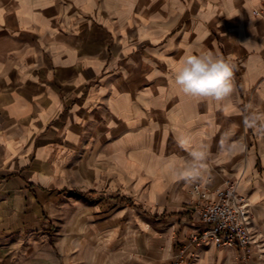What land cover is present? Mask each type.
<instances>
[{"label": "crops", "instance_id": "crops-1", "mask_svg": "<svg viewBox=\"0 0 264 264\" xmlns=\"http://www.w3.org/2000/svg\"><path fill=\"white\" fill-rule=\"evenodd\" d=\"M189 49L232 65L229 97L173 83ZM254 113L264 114V0H0V264H170L181 250L192 264H264L255 249L243 259L192 242L191 186L213 193L228 178L175 168L202 133ZM259 126L244 127L239 189L264 249ZM121 199L137 207L127 244Z\"/></svg>", "mask_w": 264, "mask_h": 264}, {"label": "built area", "instance_id": "built-area-1", "mask_svg": "<svg viewBox=\"0 0 264 264\" xmlns=\"http://www.w3.org/2000/svg\"><path fill=\"white\" fill-rule=\"evenodd\" d=\"M255 16L261 13L254 12ZM192 214L201 228L191 237L199 246L236 249L241 258H249L253 249L263 253L262 243L253 227V215L248 196L242 194L235 180L225 179L220 187L210 193L201 183L190 189ZM195 252L187 255L181 250L170 264H192Z\"/></svg>", "mask_w": 264, "mask_h": 264}, {"label": "clouds", "instance_id": "clouds-1", "mask_svg": "<svg viewBox=\"0 0 264 264\" xmlns=\"http://www.w3.org/2000/svg\"><path fill=\"white\" fill-rule=\"evenodd\" d=\"M173 83L186 95L195 98H209L216 101L229 97L234 90L233 67L221 57L211 52L194 54L190 49L175 63L172 68ZM264 130V114H252L245 118L249 127ZM187 139H181L182 147L188 145ZM192 163L183 171L178 172V178L196 179L201 176L202 170L207 169L205 163L207 153L200 147L190 152Z\"/></svg>", "mask_w": 264, "mask_h": 264}, {"label": "rangeland", "instance_id": "rangeland-1", "mask_svg": "<svg viewBox=\"0 0 264 264\" xmlns=\"http://www.w3.org/2000/svg\"><path fill=\"white\" fill-rule=\"evenodd\" d=\"M235 108V106H234ZM244 127H247L246 123L244 122L243 117H241L239 120L233 119L232 120V130H228L226 132H216V133H210V132H204L199 137V143L202 149L207 153L209 151V143L214 142L216 147V153L213 155H209L210 158L206 157V165L207 169L209 171L210 178H213L216 176V174L225 173L227 175L225 178L235 180L238 182L239 186H241V181L243 180L244 171L246 169L245 164V155H246V148H245V142H244V135L245 130ZM249 128V127H248ZM247 133H251L254 137L258 136L256 133H253L248 129ZM134 135L140 134L139 131H135L133 133ZM213 136V137H212ZM211 137V138H210ZM227 144V145H226ZM194 146H191L187 148L185 155L191 156L190 152ZM140 151H138V155ZM208 155V153H207ZM213 161V162H212ZM216 161V162H215ZM192 162H187L185 164H176L175 168H178L179 166H184L187 168ZM227 167L225 172H223L222 169L224 167ZM204 170H202L203 172ZM179 183H176L174 187L178 186ZM119 201L121 210L119 213L125 214L128 213V219L125 221L126 217L122 216L124 219L123 221V235L122 238L124 239V243L128 242H134L138 238V228L133 226L132 222L130 220L136 219L135 213L136 210L134 208H137L133 205V203H123ZM139 213V212H138ZM142 215V214H140ZM146 216V215H145ZM130 221V222H129ZM264 250V249H263ZM255 251L257 249L255 248ZM264 252V251H263Z\"/></svg>", "mask_w": 264, "mask_h": 264}, {"label": "trees", "instance_id": "trees-1", "mask_svg": "<svg viewBox=\"0 0 264 264\" xmlns=\"http://www.w3.org/2000/svg\"><path fill=\"white\" fill-rule=\"evenodd\" d=\"M126 202H127L128 204L131 203V201H129V200H127Z\"/></svg>", "mask_w": 264, "mask_h": 264}]
</instances>
